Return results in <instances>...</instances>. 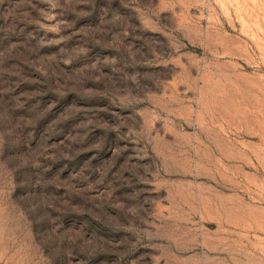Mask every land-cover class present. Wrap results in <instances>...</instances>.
<instances>
[{"label":"rangeland","instance_id":"rangeland-1","mask_svg":"<svg viewBox=\"0 0 264 264\" xmlns=\"http://www.w3.org/2000/svg\"><path fill=\"white\" fill-rule=\"evenodd\" d=\"M0 264H264V0H0Z\"/></svg>","mask_w":264,"mask_h":264}]
</instances>
